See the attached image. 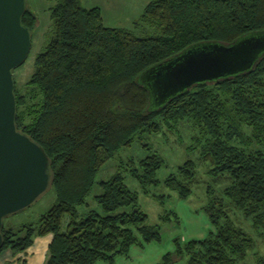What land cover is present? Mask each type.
Instances as JSON below:
<instances>
[{
  "label": "trees",
  "instance_id": "obj_1",
  "mask_svg": "<svg viewBox=\"0 0 264 264\" xmlns=\"http://www.w3.org/2000/svg\"><path fill=\"white\" fill-rule=\"evenodd\" d=\"M49 18L31 73L21 86L12 78V92L14 126L47 156L54 202L33 222L2 225L0 251H22L49 233L43 264H113L132 245L159 240L158 225L145 222L123 175L95 183L94 175L142 134L184 123L206 172L226 182L217 194L209 184L204 190L202 210L213 229L199 239L173 238L172 250L153 264H248L249 256L264 264L255 239L264 243V52L250 69L195 83L159 106L139 80L145 68L188 46L264 31V0H149L130 28L104 26L99 9L79 0H53ZM20 22L30 30L35 16L24 8ZM162 163L152 151L128 174L142 187L155 185ZM194 174L187 159L162 184L185 198ZM94 184L102 213L80 215L77 206ZM234 212L249 220L251 232ZM160 219L177 216L168 211Z\"/></svg>",
  "mask_w": 264,
  "mask_h": 264
},
{
  "label": "water",
  "instance_id": "obj_2",
  "mask_svg": "<svg viewBox=\"0 0 264 264\" xmlns=\"http://www.w3.org/2000/svg\"><path fill=\"white\" fill-rule=\"evenodd\" d=\"M24 0H0V246L2 219L28 206L50 185L48 158L14 126L11 71L25 59L30 36L20 22ZM264 52V31L231 43L202 42L145 68L139 80L149 102L159 106L195 83L250 69Z\"/></svg>",
  "mask_w": 264,
  "mask_h": 264
},
{
  "label": "rangeland",
  "instance_id": "obj_3",
  "mask_svg": "<svg viewBox=\"0 0 264 264\" xmlns=\"http://www.w3.org/2000/svg\"><path fill=\"white\" fill-rule=\"evenodd\" d=\"M52 4L53 0H24V7L33 13L35 23L29 30L30 46L27 55L22 64L11 71L12 78L17 86H21L28 78L32 70L34 57L43 48L46 36L51 31L49 8ZM192 134L184 123L179 124L177 129L170 131L163 127L158 133H144L140 139H134L129 146L120 147L114 152L94 175L95 183L105 180L114 172L119 171L123 175L125 185L130 190L136 191L137 204L146 214L145 222L158 225L160 238L157 241H150L143 245V263L148 260L150 264L155 263L162 254L171 251L173 248L172 240L175 237L181 240L199 239L213 229L202 210L206 200L204 190L209 184L217 194L226 181L224 179L214 180L215 178L212 179V176L206 172L207 164L199 159L198 148L192 146ZM143 144H146L147 148ZM152 151L159 154L163 163L154 173L156 184L142 187L136 180L131 178L128 169L136 166L140 158ZM187 159L195 163L194 182L190 187V193L185 198H179L174 191L165 187L162 181L169 173L175 171L177 165ZM97 193H99V188L94 184L86 195L84 203L77 206L80 215L87 210L102 213L93 199V195ZM53 202L54 192L52 187L48 186L28 206L5 216L2 219V225L33 222ZM168 211L176 214L177 221L172 219L163 221L160 219V216L168 213ZM232 218L246 231L251 232L249 220L243 219L238 212L232 213ZM255 239L257 240L256 249L259 253H262L264 243L258 237ZM247 263L252 264L250 256ZM136 264H142V262L136 260Z\"/></svg>",
  "mask_w": 264,
  "mask_h": 264
},
{
  "label": "crops",
  "instance_id": "obj_4",
  "mask_svg": "<svg viewBox=\"0 0 264 264\" xmlns=\"http://www.w3.org/2000/svg\"><path fill=\"white\" fill-rule=\"evenodd\" d=\"M149 0H79L85 8L97 7L101 22L108 27L130 28L134 19L138 17L143 6ZM51 235L35 236L29 246L19 252L12 253L9 249L0 251V264H43L46 248ZM143 246L132 245L126 256H116L113 264H150L143 263ZM160 259V258H159ZM159 261V260H158ZM96 264H106L97 261ZM153 264V263H152Z\"/></svg>",
  "mask_w": 264,
  "mask_h": 264
}]
</instances>
